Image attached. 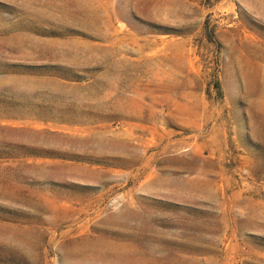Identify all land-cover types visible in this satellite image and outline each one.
<instances>
[{"label":"rangeland","instance_id":"1","mask_svg":"<svg viewBox=\"0 0 264 264\" xmlns=\"http://www.w3.org/2000/svg\"><path fill=\"white\" fill-rule=\"evenodd\" d=\"M0 264H264V0H0Z\"/></svg>","mask_w":264,"mask_h":264},{"label":"trees","instance_id":"2","mask_svg":"<svg viewBox=\"0 0 264 264\" xmlns=\"http://www.w3.org/2000/svg\"><path fill=\"white\" fill-rule=\"evenodd\" d=\"M203 29H204V26H203ZM204 36H206L207 39H209V38H211V33L210 32L209 33H204Z\"/></svg>","mask_w":264,"mask_h":264}]
</instances>
